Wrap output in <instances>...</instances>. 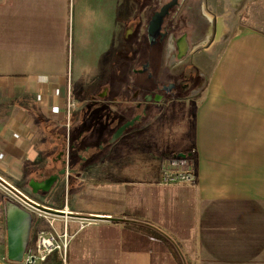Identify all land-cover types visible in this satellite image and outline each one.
Instances as JSON below:
<instances>
[{"label":"crops","instance_id":"crops-1","mask_svg":"<svg viewBox=\"0 0 264 264\" xmlns=\"http://www.w3.org/2000/svg\"><path fill=\"white\" fill-rule=\"evenodd\" d=\"M148 15L141 0H0L1 233L19 203L38 211L30 244L42 219L69 234L37 264H264V32L203 12L215 28L183 38L165 75ZM135 112L104 154H80L96 159L65 195L61 178L32 192L64 164L66 127L104 115L115 131ZM184 153L194 182L160 184Z\"/></svg>","mask_w":264,"mask_h":264},{"label":"rangeland","instance_id":"rangeland-1","mask_svg":"<svg viewBox=\"0 0 264 264\" xmlns=\"http://www.w3.org/2000/svg\"><path fill=\"white\" fill-rule=\"evenodd\" d=\"M168 0H141V7H144L148 11V20H150L152 14L158 10L162 4L167 2ZM203 0H178V3L173 6L170 10V13L165 18L164 28L167 31L165 37L161 40L158 39L157 45L164 47V59L165 63L162 65V74H168L169 70L176 69L178 70L182 64H185L188 58H184L182 61H179V57L177 56V46H179L178 40L186 39L188 44L194 46L196 42L199 41V37L205 35V30L215 28V24L206 20V17L203 15V12L206 14H213L221 18L222 14L230 19L234 18L235 24L239 23L240 25L249 26L251 28H256L264 32V0H213L214 4L210 5L211 0H206L210 4H202ZM228 4V5H227ZM230 7L228 10H224V8ZM212 16V15H211ZM147 20V21H148ZM149 22V21H148ZM233 22V21H232ZM232 24V23H231ZM148 25V24H147ZM232 27V26H231ZM144 29L141 33V37L139 39V44L142 47H145L147 44V40L145 39ZM158 55V53H157ZM190 58V55H189ZM168 70V71H167ZM193 72V70H191ZM146 80L154 81L153 78ZM174 85V91L179 90L178 84ZM161 86V85H160ZM165 86V85H164ZM163 86V87H164ZM163 90L164 88L161 87ZM164 92V90H163ZM139 115V113L135 112L134 116L129 119L134 118ZM90 125H79L73 124L71 127L65 129L64 132V140H65V158L63 159L65 167V172L63 176H61L60 185L58 186L59 192L65 195V191L68 192L69 188L77 181V174H81V170H84L88 167L89 164L92 163L91 159L95 160L100 155L104 154L106 149L110 146L111 142H109L112 134L114 133L111 130L113 127V122L109 120L106 116L102 115L100 119L91 118ZM137 124V123H136ZM135 126V125H134ZM131 126L126 128L127 132L130 130ZM102 130V133L99 135L98 132ZM116 130V129H115ZM124 132V133H125ZM123 133V134H124ZM122 134V135H123ZM90 148L89 154L94 153L95 157H90L87 155V159L82 157L80 154L85 150ZM104 149V150H103ZM191 153H188V161L191 157ZM193 162H194V157ZM99 159V158H98ZM193 168V164H192ZM68 171V172H67ZM96 171H98L96 169ZM194 182V181H193ZM192 182V183H193ZM178 184H191V183H178ZM175 185V184H173ZM72 192V190H70ZM59 193V194H60ZM67 194V193H66ZM51 198V196H49ZM59 199V198H55ZM53 200V199H52ZM13 205H17L22 211L29 213L31 217V222H34L35 219L38 218L36 215V211L34 208L26 207L25 205L21 206L19 203H15ZM12 206V205H11ZM46 208V207H42ZM54 211V210H53ZM52 211V212H53ZM8 208H3L2 216H7ZM56 212V211H55ZM54 213V212H53ZM46 216H49L46 214ZM43 227L47 226V221L42 219ZM34 223H30L28 225V233L26 234L27 241L30 238V229ZM35 225V224H34ZM40 225L37 223V226ZM35 236V235H34ZM33 238V237H32ZM35 238V237H34ZM32 241V240H31ZM7 224L3 227V234L0 237V256L7 257ZM20 261V260H19ZM19 261H11L9 258L7 263L9 264H19Z\"/></svg>","mask_w":264,"mask_h":264},{"label":"built area","instance_id":"built-area-1","mask_svg":"<svg viewBox=\"0 0 264 264\" xmlns=\"http://www.w3.org/2000/svg\"><path fill=\"white\" fill-rule=\"evenodd\" d=\"M72 103H70L71 105ZM192 155L188 161V153L181 156H175L166 162L168 168H164L160 174L159 183L163 185H173L178 183H192L195 180V172L192 168ZM173 168H170V167ZM11 207H17L13 205ZM7 218V217H6ZM36 220V219H35ZM47 226L37 231L33 244L26 240L25 250L19 264H37L39 261L45 260L53 251H64L67 245L69 234L64 224L62 230L57 229L54 219H49ZM65 222V220H64ZM36 224L37 222H31ZM0 237H2L0 227ZM8 258L0 256V264L7 263Z\"/></svg>","mask_w":264,"mask_h":264},{"label":"water","instance_id":"water-1","mask_svg":"<svg viewBox=\"0 0 264 264\" xmlns=\"http://www.w3.org/2000/svg\"><path fill=\"white\" fill-rule=\"evenodd\" d=\"M178 0H168L162 6L156 10L148 23L149 35L152 37L153 42H155L158 36H163L162 25L165 16L168 14L169 10L177 4ZM139 119V115L132 119L126 120L121 125H119L110 138V142L115 141L127 127L134 124L136 120ZM66 169H61L60 173L65 172ZM59 178V174H51L42 181H29V185L32 188V192L36 193L38 191L47 192L51 189L55 181ZM18 209V207H9L7 212V256L11 261H19L22 259L25 245H26V234L28 233V219L29 214L25 217L19 212L15 216H9L10 209ZM20 209V208H19ZM49 211V210H48ZM54 213H59L58 211H53Z\"/></svg>","mask_w":264,"mask_h":264},{"label":"trees","instance_id":"trees-1","mask_svg":"<svg viewBox=\"0 0 264 264\" xmlns=\"http://www.w3.org/2000/svg\"><path fill=\"white\" fill-rule=\"evenodd\" d=\"M158 42V41H157ZM156 42V43H157ZM181 82H184V79H182V81ZM65 167V164H63V162L60 164V167H59V169H63ZM105 181V180H104ZM104 181H102V180H92V183L93 184H99V183H103ZM130 227L131 228H133V229H136V230H139V231H141V232H143V233H146V234H149V235H152V236H156V237H158L159 235L154 231V230H152V229H150V228H147V227H143V226H136V225H130Z\"/></svg>","mask_w":264,"mask_h":264},{"label":"bare ground","instance_id":"bare-ground-1","mask_svg":"<svg viewBox=\"0 0 264 264\" xmlns=\"http://www.w3.org/2000/svg\"><path fill=\"white\" fill-rule=\"evenodd\" d=\"M179 49H180V52L182 53L184 50H185V43L182 41V40H179ZM19 212V214H23V216L25 217V220L27 218V215L21 211V209H10V212H9V216H15L17 213Z\"/></svg>","mask_w":264,"mask_h":264},{"label":"flooded vegetation","instance_id":"flooded-vegetation-1","mask_svg":"<svg viewBox=\"0 0 264 264\" xmlns=\"http://www.w3.org/2000/svg\"><path fill=\"white\" fill-rule=\"evenodd\" d=\"M177 3H178V2H177ZM170 10H171V9H170ZM170 10H169L168 14L170 13ZM162 32H163V36H158V37L156 38L155 42H157L158 39L161 40L162 38L165 37V34H166L167 31L165 30V28H164L163 25H162ZM61 169H62V168H61ZM61 169H59L58 172H57V174H59V178L55 181V183L53 184V186H54L56 183H57V185H58V183H59V181H60V178H61V176H62L63 173H64V172H63V173H60V170H61ZM53 186H52V187H53Z\"/></svg>","mask_w":264,"mask_h":264}]
</instances>
